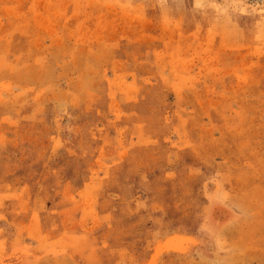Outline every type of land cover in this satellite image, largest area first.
I'll list each match as a JSON object with an SVG mask.
<instances>
[{"label":"rangeland","instance_id":"rangeland-1","mask_svg":"<svg viewBox=\"0 0 264 264\" xmlns=\"http://www.w3.org/2000/svg\"><path fill=\"white\" fill-rule=\"evenodd\" d=\"M0 264H264V2L0 0Z\"/></svg>","mask_w":264,"mask_h":264},{"label":"bare ground","instance_id":"bare-ground-1","mask_svg":"<svg viewBox=\"0 0 264 264\" xmlns=\"http://www.w3.org/2000/svg\"><path fill=\"white\" fill-rule=\"evenodd\" d=\"M248 1H250V2H253L254 4H261L262 2H264V0H248ZM214 207V206H213ZM224 208V207H223ZM223 208L221 209V208H215V210H214V215L215 214H217V215H220V217H223L225 214H227V215H229L228 213H227V209L226 210H223ZM226 211V212H225ZM226 217V216H225ZM222 221V220H221ZM220 225V224H219Z\"/></svg>","mask_w":264,"mask_h":264}]
</instances>
